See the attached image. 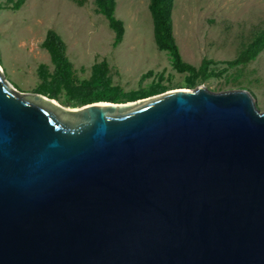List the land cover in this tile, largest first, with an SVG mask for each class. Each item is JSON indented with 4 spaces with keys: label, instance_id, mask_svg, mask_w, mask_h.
Returning a JSON list of instances; mask_svg holds the SVG:
<instances>
[{
    "label": "water",
    "instance_id": "95a60500",
    "mask_svg": "<svg viewBox=\"0 0 264 264\" xmlns=\"http://www.w3.org/2000/svg\"><path fill=\"white\" fill-rule=\"evenodd\" d=\"M0 264H264L246 88L64 107L0 67Z\"/></svg>",
    "mask_w": 264,
    "mask_h": 264
},
{
    "label": "rangeland",
    "instance_id": "374dc122",
    "mask_svg": "<svg viewBox=\"0 0 264 264\" xmlns=\"http://www.w3.org/2000/svg\"><path fill=\"white\" fill-rule=\"evenodd\" d=\"M6 3L0 0V67L19 92L46 89L37 68L46 65L48 74L54 68L49 52L41 46L50 29L66 45L75 84L90 77L94 63L105 60L111 85L124 93L151 83L169 89L188 88V73L178 71L169 52L155 44L149 0H114V16L124 29L117 45L95 0H83L82 4L76 0H25L16 11ZM170 16L181 60L195 68L208 61L207 70L214 72L206 79L197 78L194 87L203 85L212 91L246 88L264 110V48L253 59L239 57L264 30V0H172ZM145 73L146 78L140 81ZM55 100L74 108L63 88Z\"/></svg>",
    "mask_w": 264,
    "mask_h": 264
},
{
    "label": "trees",
    "instance_id": "16d2710c",
    "mask_svg": "<svg viewBox=\"0 0 264 264\" xmlns=\"http://www.w3.org/2000/svg\"><path fill=\"white\" fill-rule=\"evenodd\" d=\"M76 1L78 4H82L83 0ZM7 2L6 4H10L9 8L16 11L25 0H7ZM95 5L98 12L105 16L113 29V44L117 45L122 40L124 29L122 22L114 16V0H95ZM171 8L172 0H149V9L154 20V41L159 50L169 52L173 66L178 71L188 73L185 78V85L192 88L195 86L197 78L206 79L212 76L214 72L213 70H207L208 61H203L198 68H195L181 60L172 34ZM41 46L49 52L54 68L48 74L46 65L41 64L38 66L37 75L41 80V85L46 89L37 92L55 99L59 90L63 88L65 94L73 101L74 105L72 107L100 101L126 102L169 90V88L159 83H151L129 93H124L118 86L111 85L109 67L105 60L94 63L91 66L90 77L75 84L72 80L71 64L66 56V45L61 37L55 31L47 30ZM262 48H264V30L254 38L239 57L247 60L253 59ZM146 75L147 73L141 75L140 81L146 78Z\"/></svg>",
    "mask_w": 264,
    "mask_h": 264
}]
</instances>
